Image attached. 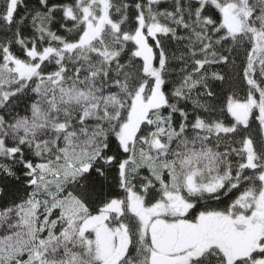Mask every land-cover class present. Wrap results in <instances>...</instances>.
<instances>
[{
    "label": "snow or ice",
    "instance_id": "1",
    "mask_svg": "<svg viewBox=\"0 0 264 264\" xmlns=\"http://www.w3.org/2000/svg\"><path fill=\"white\" fill-rule=\"evenodd\" d=\"M0 264H264V0H0Z\"/></svg>",
    "mask_w": 264,
    "mask_h": 264
}]
</instances>
